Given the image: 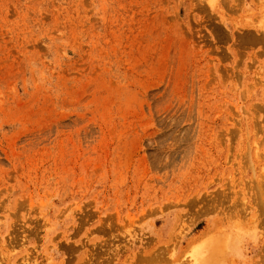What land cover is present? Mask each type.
I'll return each mask as SVG.
<instances>
[{"label": "rangeland", "instance_id": "374dc122", "mask_svg": "<svg viewBox=\"0 0 264 264\" xmlns=\"http://www.w3.org/2000/svg\"><path fill=\"white\" fill-rule=\"evenodd\" d=\"M0 264H264V0H0Z\"/></svg>", "mask_w": 264, "mask_h": 264}, {"label": "bare ground", "instance_id": "6f19581e", "mask_svg": "<svg viewBox=\"0 0 264 264\" xmlns=\"http://www.w3.org/2000/svg\"><path fill=\"white\" fill-rule=\"evenodd\" d=\"M250 39H252V38H250Z\"/></svg>", "mask_w": 264, "mask_h": 264}]
</instances>
